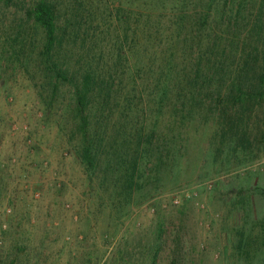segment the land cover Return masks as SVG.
Here are the masks:
<instances>
[{
	"label": "rangeland",
	"instance_id": "rangeland-1",
	"mask_svg": "<svg viewBox=\"0 0 264 264\" xmlns=\"http://www.w3.org/2000/svg\"><path fill=\"white\" fill-rule=\"evenodd\" d=\"M35 1L0 4V264H264V102L233 128L228 117L216 119L211 105L186 106L176 113L186 119L173 123L163 109L158 132L166 153L159 163L153 157L143 163L138 46L142 71L135 83L121 60L116 74L124 73L112 91L117 105L103 106V114L94 110L100 136L111 110V157L91 171L79 155L70 89L50 91L40 63L42 30L18 11ZM253 1L264 44V0ZM127 35L124 24H109L103 55L114 59L111 39L127 50ZM96 40L90 44L95 57ZM137 132L141 166L132 184L125 169Z\"/></svg>",
	"mask_w": 264,
	"mask_h": 264
},
{
	"label": "trees",
	"instance_id": "trees-1",
	"mask_svg": "<svg viewBox=\"0 0 264 264\" xmlns=\"http://www.w3.org/2000/svg\"><path fill=\"white\" fill-rule=\"evenodd\" d=\"M23 1L0 0V4L14 8ZM18 11L42 30L40 63L50 79V91L54 94L59 85L70 89L81 138L79 155L91 171L102 158L111 157L107 145L111 110L104 116L102 136L95 130L94 113L103 114L100 109L111 102L117 105V92L112 91L115 77L120 80L124 73L118 69L116 74L121 60L127 64L126 78L135 83L142 71L134 55L138 46L143 47V163L149 157L159 163L166 153L167 142L163 137L159 142L158 132L163 109L170 112L167 119L173 123L186 119L176 117L186 106L190 110L211 105L216 119L228 117L233 128L246 111L264 102V44H259L262 38L253 24V0H36ZM109 24H124L128 33L127 50L121 39H111L117 44L114 59L102 52L101 36ZM92 40L99 47L96 57ZM238 112H242L239 119ZM136 138L137 148L125 169L132 184L141 166V133Z\"/></svg>",
	"mask_w": 264,
	"mask_h": 264
}]
</instances>
